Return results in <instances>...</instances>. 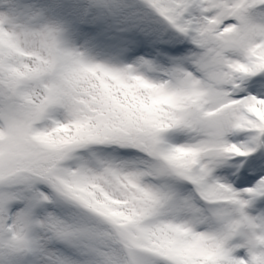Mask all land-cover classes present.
Segmentation results:
<instances>
[{"label": "snow or ice", "instance_id": "1", "mask_svg": "<svg viewBox=\"0 0 264 264\" xmlns=\"http://www.w3.org/2000/svg\"><path fill=\"white\" fill-rule=\"evenodd\" d=\"M0 264H264V0H0Z\"/></svg>", "mask_w": 264, "mask_h": 264}]
</instances>
